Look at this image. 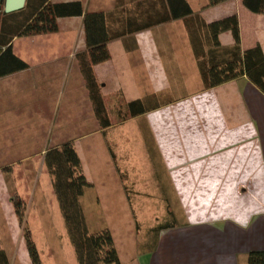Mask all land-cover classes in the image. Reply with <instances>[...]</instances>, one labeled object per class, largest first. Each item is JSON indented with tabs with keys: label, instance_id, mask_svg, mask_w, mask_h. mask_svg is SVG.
Listing matches in <instances>:
<instances>
[{
	"label": "crops",
	"instance_id": "1",
	"mask_svg": "<svg viewBox=\"0 0 264 264\" xmlns=\"http://www.w3.org/2000/svg\"><path fill=\"white\" fill-rule=\"evenodd\" d=\"M54 1H81L86 13L105 12L113 17L127 14L158 20L171 13L168 0ZM187 2L194 13L207 22L236 13L242 29L241 17L246 10L242 0H231L210 8H206L208 0ZM83 21V18L62 19L59 26L63 24V27L60 26L58 33L16 38L13 51L29 68L0 78V188L13 174L25 207V223L33 237L41 240L50 264L79 263L47 169L46 154L54 147L73 142L86 174L81 143L92 137L87 131L94 125L102 128L77 60L78 54L87 49ZM241 38L242 49L246 50L242 31ZM220 40L226 47L233 43L229 32L222 34ZM257 43L264 51V39ZM108 49L110 60L94 68L102 92L107 95L125 93L127 79L139 75L152 88V94H166L170 89L166 83L169 72L174 71L175 76L180 77L182 71L199 70L183 19L156 24L111 41ZM123 79H126V85ZM234 82H244L242 98L252 119L248 123L254 124L250 129L258 148L253 165L263 170V182L258 188L264 198V95L246 78L230 83ZM144 91L147 89L141 93ZM179 112L175 122L188 158L195 162L203 160L193 168L196 176L216 177L219 183L213 184L214 189L226 180L234 181L235 185L228 187V196H223L226 203L221 219L211 222L194 216L180 217L175 226L162 230L153 243L149 244L146 239L134 263L248 264L251 252L264 251L262 203H246L235 191L241 185L253 183L252 178L246 181L243 178L251 164L241 145L250 137V132L243 128L229 129L220 107L209 94L181 105ZM164 116L165 113L154 114L151 118L160 123ZM36 174V180L31 182L29 178ZM28 183L34 186L28 187ZM38 187L42 190L41 197L36 194ZM22 188L30 193L23 196ZM37 245L40 248V244ZM0 251L7 254L10 264H33L12 198H0ZM55 256L60 257V262Z\"/></svg>",
	"mask_w": 264,
	"mask_h": 264
},
{
	"label": "rangeland",
	"instance_id": "2",
	"mask_svg": "<svg viewBox=\"0 0 264 264\" xmlns=\"http://www.w3.org/2000/svg\"><path fill=\"white\" fill-rule=\"evenodd\" d=\"M260 17L264 16H255L247 9L241 17L245 49L264 39V18ZM177 49L182 50V47ZM179 74L180 77H176L174 71L169 72L166 83L170 89L166 94H152V88L140 75L127 79V85L123 79L125 93L107 95L101 88L111 127L104 130L98 124L94 125L87 131L92 137L81 143L86 175L94 184L81 199L87 223L92 232L102 229L112 232L123 264H135L141 245L151 233H156L154 230L159 226L176 223L180 217L194 216L211 222L221 219L226 203L223 196H228V187L234 188L235 182L226 180L214 189L213 186L219 183L216 177L196 176L193 168L203 160L195 162L188 158L186 146L177 132L175 121L180 114V106L195 98L211 95L229 129L249 130L250 137L241 145L245 147V158L251 166L248 171L244 168L247 172L243 178L245 181L252 178L254 184L241 185L235 191L246 203H262L260 209L264 211L262 190L258 188L263 182V170L253 165L258 148L250 129L254 124L248 123L252 119L242 98L244 82L206 91L198 68ZM145 89L147 91L141 93ZM143 96L153 97L148 105L157 102L165 105L149 112L145 118L124 121L129 113L128 102ZM161 113H165V118L160 123L153 122L151 116ZM10 178L0 188V198L9 199L18 194L13 174ZM36 178L37 174L29 180L34 182ZM29 184L28 187L34 186ZM22 190L23 196L30 193ZM37 193L43 196L40 187ZM33 239L36 245L40 244L37 249L42 263L50 264L39 237ZM55 258L60 262V257Z\"/></svg>",
	"mask_w": 264,
	"mask_h": 264
},
{
	"label": "trees",
	"instance_id": "3",
	"mask_svg": "<svg viewBox=\"0 0 264 264\" xmlns=\"http://www.w3.org/2000/svg\"><path fill=\"white\" fill-rule=\"evenodd\" d=\"M171 13L162 19L122 15L113 17L105 12H85L81 1L55 2L54 0H27L23 10L12 14L4 12L5 0H0V78L25 71L29 65L15 55L13 42L19 37L54 34L60 31L59 22L66 18H83L86 51L77 56L78 64L87 83L96 116L103 129L111 127L107 108L94 68L111 58L108 43L141 32L148 27L175 20H185L193 46L204 90L210 91L227 83L246 78L264 95V51L260 44L243 50L239 17L236 13L213 22L195 14L187 0H168ZM231 0H208L206 8ZM253 14L264 15V0H242ZM141 17V18H139ZM127 19V20H124ZM231 33L233 43L223 46L220 36ZM145 99L127 104L128 119L164 106L161 102L147 108ZM159 104V105H158ZM46 165L55 194L67 226L71 243L79 264H122L115 240L109 229L92 232L81 203L82 197L93 185L89 182L83 162L73 142L50 149ZM14 207L24 229V238L33 264H43L32 232L25 223V207L18 194L13 197ZM175 222L159 226L149 235V244ZM152 231V232H154ZM0 264H10L4 251H0ZM248 264H264V251L248 255Z\"/></svg>",
	"mask_w": 264,
	"mask_h": 264
},
{
	"label": "water",
	"instance_id": "4",
	"mask_svg": "<svg viewBox=\"0 0 264 264\" xmlns=\"http://www.w3.org/2000/svg\"><path fill=\"white\" fill-rule=\"evenodd\" d=\"M27 0H5L4 12L12 14L23 10L26 6Z\"/></svg>",
	"mask_w": 264,
	"mask_h": 264
}]
</instances>
